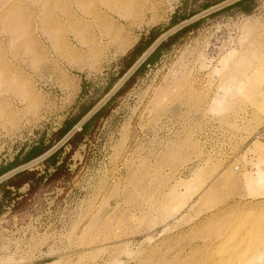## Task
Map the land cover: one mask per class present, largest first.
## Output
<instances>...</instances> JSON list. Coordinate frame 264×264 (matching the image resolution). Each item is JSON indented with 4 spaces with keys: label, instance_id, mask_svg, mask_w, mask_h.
Listing matches in <instances>:
<instances>
[{
    "label": "rangeland",
    "instance_id": "374dc122",
    "mask_svg": "<svg viewBox=\"0 0 264 264\" xmlns=\"http://www.w3.org/2000/svg\"><path fill=\"white\" fill-rule=\"evenodd\" d=\"M184 1L0 0V163L97 97ZM200 126L215 129L206 155ZM253 141L264 159V0L149 65L73 154L70 180L0 219V264H264V198L235 170ZM233 151L229 168L215 162Z\"/></svg>",
    "mask_w": 264,
    "mask_h": 264
},
{
    "label": "trees",
    "instance_id": "16d2710c",
    "mask_svg": "<svg viewBox=\"0 0 264 264\" xmlns=\"http://www.w3.org/2000/svg\"><path fill=\"white\" fill-rule=\"evenodd\" d=\"M197 1V0H196ZM225 0H203L196 8L188 7V1L178 7L172 14L166 27L154 26L147 34H143L135 45L119 59L120 68L116 73H111L102 92L97 97L78 100L72 111L64 119L61 126L51 134L43 132L33 144L22 147L14 157L0 163V176L26 164L56 145L78 122L114 87L121 77L136 63L146 50L164 32L171 29L182 21L214 6ZM256 0H239L218 11L203 17L174 33L164 40L155 51L142 63L133 75L124 83L116 94L103 105L72 137L58 150L52 153L39 164L26 168L0 183V218L4 214H15L24 211L31 197L41 193L49 186H56L62 181L70 180L72 176L71 163L73 154L94 136L102 121L107 118L113 109L116 98L127 92L143 75L149 65L156 64L161 56L168 52L172 46L178 43L182 37L196 30L205 20L225 11L238 10L243 13H251L255 8ZM88 82H82L81 96L89 93ZM41 165L43 169H39Z\"/></svg>",
    "mask_w": 264,
    "mask_h": 264
},
{
    "label": "water",
    "instance_id": "95a60500",
    "mask_svg": "<svg viewBox=\"0 0 264 264\" xmlns=\"http://www.w3.org/2000/svg\"><path fill=\"white\" fill-rule=\"evenodd\" d=\"M239 0H225L217 5H214L184 21L175 25L168 31L164 32L158 39L154 41V43L146 50V52L136 61V63L121 77V79L114 85V87L78 122V124L70 130L56 145H54L50 150L39 156L38 158L21 165L0 177V183L4 180L8 179L9 177L13 176L14 174L32 167L33 165L43 161L56 150H58L62 145H64L73 134H75L78 130L82 128V126L103 106L105 105L115 94L116 92L124 85V83L133 75V73L142 65V63L155 51V49L168 37L173 35L174 33L178 32L182 28L188 26L189 24L205 17L215 11H218L230 4H233Z\"/></svg>",
    "mask_w": 264,
    "mask_h": 264
},
{
    "label": "crops",
    "instance_id": "0c3cea01",
    "mask_svg": "<svg viewBox=\"0 0 264 264\" xmlns=\"http://www.w3.org/2000/svg\"><path fill=\"white\" fill-rule=\"evenodd\" d=\"M220 129H222L223 132H226V133H230L231 132V131H229L228 128L220 127ZM212 130H213V128H212ZM197 131H198L197 134H199L200 138L201 139L204 138L203 141H205V145L204 144L202 145V149H203L202 150V153L206 155L210 151V149H207L206 148L207 147V145H206V139H208L207 137H208L209 134L213 135L215 133L213 131H211V129H209V128L205 127V126L204 127L200 126ZM234 132H235V135H236V137H235L236 144L237 143H238L237 145L242 144L241 142H243V139H242L243 137L241 138L240 135L237 136L238 135V131L237 132L234 131ZM193 133H196V131H194V129L192 130V127H189V130H188L187 134H193ZM254 143H255V141H253L243 151H242V147L240 146L241 148H239V150H241L242 152H244V154H242V155L244 156L246 154L248 156H247L246 159H243L242 160V162L239 165V169L242 168V167H246L247 168L246 172L248 174L245 175L246 176V179L245 180H247L249 183H251L253 185V190L257 192V197H259L260 199H263L264 198V159L260 158L258 155H256L254 153V150H253ZM248 150H249V153H247ZM237 151H235V153L233 151V155L230 156V158H228V159L227 158H223L224 159L223 160L222 158L216 157L215 159L217 161H215V162L216 163L218 162L220 164H223L221 162L224 161L225 166H227V168H229L230 165H231V163L229 161H231V157L234 158L237 155ZM214 152H216V153L217 152H220V149L219 150H215ZM242 186L243 185L241 184L240 187H239V192L240 193H242L244 191V189L242 190ZM238 197H240V196H238ZM5 215H8V213L7 214H4L3 216H5Z\"/></svg>",
    "mask_w": 264,
    "mask_h": 264
},
{
    "label": "built area",
    "instance_id": "2783aa9c",
    "mask_svg": "<svg viewBox=\"0 0 264 264\" xmlns=\"http://www.w3.org/2000/svg\"><path fill=\"white\" fill-rule=\"evenodd\" d=\"M235 169L238 170V169H239V166L236 165V166H235Z\"/></svg>",
    "mask_w": 264,
    "mask_h": 264
}]
</instances>
